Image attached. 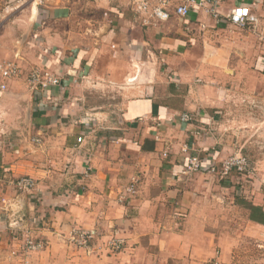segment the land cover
<instances>
[{
	"label": "crops",
	"instance_id": "1",
	"mask_svg": "<svg viewBox=\"0 0 264 264\" xmlns=\"http://www.w3.org/2000/svg\"><path fill=\"white\" fill-rule=\"evenodd\" d=\"M25 1L0 0V62L18 55L24 70L9 79L0 73V198L17 196L22 205L18 229L0 210V264H238L251 259L238 248L249 237L264 254V222L249 208L264 211V194L246 198L247 221L234 234L228 221L225 229L208 225L223 224L234 194L225 184L204 192L207 173L184 174L189 156L218 165L209 135L217 134L221 96L233 84L250 94L252 75L264 74V0L222 2L223 20L239 4L251 7L257 21L243 28L199 11L143 23L127 0H114L109 22L99 14L95 32L70 28V37L62 32L72 19L68 4L46 2L40 26V7L32 2L26 16ZM134 63L142 66L129 80ZM32 68L60 84L32 88ZM58 86L70 88L69 129L55 123L66 102ZM184 113L194 119L182 120ZM24 175L36 185L18 194L9 178ZM133 180L134 195L126 192ZM73 228L97 236L77 246ZM113 231L126 240L119 252L102 247ZM26 234L44 247L28 249Z\"/></svg>",
	"mask_w": 264,
	"mask_h": 264
},
{
	"label": "rangeland",
	"instance_id": "2",
	"mask_svg": "<svg viewBox=\"0 0 264 264\" xmlns=\"http://www.w3.org/2000/svg\"><path fill=\"white\" fill-rule=\"evenodd\" d=\"M51 1L53 0H50L47 6L52 4ZM60 1H58L60 2V6H67L68 4V6H70V9H72L73 11L72 19H69L68 21L66 20L65 21L66 26L64 25L62 27L63 28L62 32L67 31L66 34L69 37L71 31L70 28L76 34H82L83 32L86 31L88 33L95 32V27H98L99 25L98 22V19L100 18L99 14H101V20L99 21L101 22L104 21V23L109 22L110 19L109 8L114 6V4H112L114 0H60ZM230 2L231 1H229L228 3ZM31 4H32V0L25 1L24 3L25 10L24 12H22V14L26 16L31 14ZM121 6L125 7V5H121ZM34 7H36V5H33V8ZM39 7L40 8L38 10V14H39L38 24L42 26L43 23L40 21L44 19H42L41 16L43 15L44 9L46 7L44 5ZM128 9L131 11L130 8ZM20 10L21 8L17 9V11ZM104 10H106V15L104 12V18H103ZM20 13L21 11L19 12V14ZM262 14H264V8ZM79 18H83V19L78 20ZM226 23L228 22L226 21ZM67 24L69 25L67 26ZM28 46L30 51L35 49L33 45L31 46L30 44H28ZM219 54H221L220 59L223 60V58L225 57L224 53H221L220 51ZM18 60L20 59L15 57L12 61H18ZM134 66H135L134 69L135 71L133 73V76H131L129 80H135L133 78L136 77V72L139 73L140 66L142 65L139 63H134ZM251 78L256 79L253 81L256 82V84L250 88L251 90L250 94H248L246 91L243 92L242 87L239 88L236 85H234L233 84L234 81L227 82V83H231L230 85L233 84V87L232 88L230 87L229 88L230 90H227L226 93H224L221 96L225 98L224 99L225 101L223 104H221L222 106L221 108L223 112H220L221 118L219 119V123L215 125L217 134L209 135L210 141L211 142L213 141L211 144L214 145V148L212 149L214 151H212L213 153L211 154H213L217 158L216 160L218 161L217 162L218 167L215 173L206 172L207 174L205 176L208 177L205 178L206 179L205 181L208 183H206L205 185L206 188L204 189V192L206 191L207 193H210L212 190H214L212 189V187H214V185L217 184H219L218 187L222 189V186H220V184L221 185L225 184L227 188L226 193L231 194V197L234 194L235 198L234 197L233 198L235 199L236 206H234L232 210L229 209L227 218H224L223 221L221 220L223 224L221 222L214 221V223H209L208 225L209 227L214 226L216 229H225L226 228L225 223L228 221L229 228H231V231L234 234L238 231V229L242 228V226L247 221V211L242 210L248 207V205L250 204L247 203L248 201H246L247 200L246 198H249L248 200L252 203V199L250 200V198H252L255 194H264V74L258 75L256 73L255 75H252ZM27 84L25 85L27 86ZM77 89H78V93H80L81 90H84L82 86H79V88ZM28 90L30 89L27 87V91ZM93 90H94L93 92L95 93L97 92L96 94H98L99 89L94 87ZM112 90H113L112 92H114V89ZM57 92L58 93L56 95H60L59 100H65L66 102L60 103L59 107L60 108L65 107V108L61 113H57L59 116L58 122L56 117H54V120L56 119L55 123L57 124V126L64 129H69L70 116L68 120L66 115H70V111H69L70 88H68L67 91L66 89H64V87L62 89L59 88ZM107 93L110 94V92L108 91ZM10 107L12 108L11 105ZM10 107L9 104H5L4 106H1L2 108L1 111H5V113L7 114V111L10 112ZM24 118L21 117L23 123H24L23 121ZM1 124L2 122L0 123V126ZM16 138H19V135H16ZM16 142H17L16 140H13L12 147H15L17 145ZM237 155L243 156L247 159L248 165L245 171L240 172L237 170H233L229 174H224L223 172H221L222 161L231 157L234 158ZM195 173H200V171H197ZM235 204H232V202H230V205H235ZM253 240L254 239L253 238L251 239L250 237L244 241L240 240L238 248L244 254H251L250 255L251 259L247 263H238V264H264V254L263 252H260V249L262 250L263 248L260 247L258 243ZM257 257L259 258L257 259Z\"/></svg>",
	"mask_w": 264,
	"mask_h": 264
},
{
	"label": "built area",
	"instance_id": "3",
	"mask_svg": "<svg viewBox=\"0 0 264 264\" xmlns=\"http://www.w3.org/2000/svg\"><path fill=\"white\" fill-rule=\"evenodd\" d=\"M50 0H32L33 3L43 6ZM224 0H127V6L135 14L141 17L143 23L150 19L154 21H166L171 16L178 18H186L194 12H201L207 16L216 18L220 21H227L228 23L243 28L250 23H255L257 18L253 14L251 7L246 4H239L231 10V12L223 20L220 12V6ZM106 15V12H105ZM149 19V20H148ZM1 26V20H0ZM18 58V55L16 56ZM23 68L20 63L12 60H4L0 62V73L5 78H15L23 73ZM29 85L34 89H46L51 85H59L60 78L53 73L41 70L39 68H32L29 73ZM5 84L1 85V89H5ZM184 121H192L193 115L184 113L181 116ZM82 138H79L81 141ZM39 141V139H36ZM248 165L247 159L243 156L237 155L234 158H228L222 161L221 169L224 174H229L233 170L240 172L245 171ZM218 165L214 162L208 166H204L202 159L199 156L193 155L188 157V161L184 170L185 175L193 174L197 171L201 173H215ZM9 183L14 186L18 194L30 193L36 185V179L31 175L20 176L16 179H10ZM126 192L134 195L136 193V182L133 180L126 188ZM125 198V197H124ZM121 195L120 201L124 200ZM22 205L16 196L14 199L9 197L0 198V210L9 213L13 220L10 226L19 228L22 221L21 214ZM96 230H86L84 228H73L70 233V240L77 246L89 247L90 240L96 238ZM125 238L121 237L117 231H113L112 235L107 238L102 246L107 251L119 252L124 249ZM45 243L42 241H35L26 234V246L28 249L39 250L44 247ZM213 264H221L215 260Z\"/></svg>",
	"mask_w": 264,
	"mask_h": 264
},
{
	"label": "trees",
	"instance_id": "4",
	"mask_svg": "<svg viewBox=\"0 0 264 264\" xmlns=\"http://www.w3.org/2000/svg\"><path fill=\"white\" fill-rule=\"evenodd\" d=\"M256 207L259 209H257ZM249 208H251L252 210L254 209L253 211L256 212V213H252V215H251L252 219L255 220V219L259 218V220L264 222V211L261 210V207L250 204Z\"/></svg>",
	"mask_w": 264,
	"mask_h": 264
}]
</instances>
